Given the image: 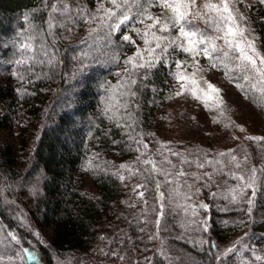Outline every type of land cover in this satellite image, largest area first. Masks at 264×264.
Wrapping results in <instances>:
<instances>
[{"label": "trees", "instance_id": "1", "mask_svg": "<svg viewBox=\"0 0 264 264\" xmlns=\"http://www.w3.org/2000/svg\"><path fill=\"white\" fill-rule=\"evenodd\" d=\"M96 1L65 0L70 8L64 14L70 17L66 26L83 24L88 15L86 9H79L88 4L94 7ZM55 2L49 0L45 7L44 0H0V36L11 40L4 54L10 61L0 65V71H10L8 79L0 77V132L20 127V149H29L21 168L18 149L0 143V217L4 216L3 204H9L35 228L51 231L47 242L35 249L20 233V242L6 236L2 242L7 241V245L0 246V264H59L55 255L77 256L87 264H114L118 260L116 248L127 245L129 253L138 248L141 256H146L148 242L140 220L135 215L126 218L127 212L121 214L117 207L127 190L125 171L130 177H143L139 170L141 164L147 165L144 176L155 195L157 184L160 186L155 169L161 149L157 118L172 92L173 68L165 61L151 69L147 79H143L144 69L131 73L137 84L130 86L124 77H116V59L111 58L125 50L123 33L140 25L138 21L121 25L111 34L107 28L64 41V27L48 28L50 5ZM239 10L253 25L264 50V11L244 3ZM21 41L32 43V58L25 54V48H19ZM18 57L30 61L11 62ZM129 88L137 95H129ZM17 113L26 116L24 125L13 120ZM144 158L152 163L143 162ZM191 160L204 164L199 151H192L186 161L192 164ZM219 170L215 167L211 172ZM208 171L206 164L198 189L201 196H210L214 205L216 198L209 191L214 180L206 181ZM89 182L96 192L86 190ZM253 207L264 208V199H258ZM217 209L211 208L210 222L220 240H226L231 230L242 231L239 226L222 225ZM247 223L249 241L264 244V216ZM25 247L35 253L34 259L28 258ZM244 253L245 260L232 256L227 264H264V248L258 258ZM149 257L136 258V264H170L157 253ZM191 264L213 263L209 253L203 252Z\"/></svg>", "mask_w": 264, "mask_h": 264}, {"label": "rangeland", "instance_id": "2", "mask_svg": "<svg viewBox=\"0 0 264 264\" xmlns=\"http://www.w3.org/2000/svg\"><path fill=\"white\" fill-rule=\"evenodd\" d=\"M104 3L105 7H110L107 0H104ZM243 3L247 6L254 5L256 10L264 11V4H260L258 0H241L237 4L239 9ZM99 4L100 0H97L94 7H90V4H88V6L80 8V11L86 9L88 16L85 22L82 21L83 24L78 22L76 25H72L71 28L66 26V22H69V16H61L59 13L53 14L56 16L53 23L59 22L64 27L61 30L63 36L65 34L64 41L67 39L76 40L79 34L84 35L94 28L97 31H91V34L109 28L107 25L99 27V16L103 15L102 12L97 11ZM150 11L153 15H160L164 12L159 6L153 7ZM93 15L97 17L96 20L90 19ZM262 18H264V13ZM70 22L72 21L70 20ZM248 22L242 23L250 25L251 22ZM108 23L113 22L109 21ZM145 23H151V21ZM139 24L143 27L140 25L135 28L130 27L129 30L126 29L123 33V36H131L135 43L126 41L125 50L118 54L117 58H111L116 59L115 74L120 80L123 77L125 81L128 80L129 75L124 70L126 68L131 69V65L126 64L125 61L128 57L134 55L137 47L144 48L143 40L134 31L136 28L144 29V24ZM251 27L254 30L253 34L256 36V48L264 55L258 33L253 25ZM217 43L221 42L218 41ZM10 44V38L0 36V65L10 61L4 56ZM18 44L19 48H23L22 45H31L32 43L21 41ZM32 48V45L30 48H25V54L30 53L28 55L30 58H32ZM28 57H18L11 62H28L30 61ZM198 60L200 66L205 69L202 73L203 80L221 90L219 96L222 98L223 103L220 108H206L204 103L194 99L187 92L183 95H176V92L181 90V84L185 82L178 81L173 76L174 82L172 83L169 101L157 118L159 123L156 134L160 138L158 146L161 149L158 151L155 169L158 173L157 178L160 186L159 188L156 186L157 193L155 195L153 186L144 176V172H147V165L141 164L139 171L143 174V177L140 175L136 178L130 177L125 171L126 175L124 174V177L127 180V190L125 197L117 207L118 212H121V214L127 212L126 218L135 215L140 220L146 235L145 239L148 242V245L146 244V256H141V251L138 248L133 249L134 253L131 254L127 251L128 245L123 249L118 247L116 248L118 250L116 253L118 260L114 264H136V258L143 257L149 260V256L155 253L163 256L170 264H191L198 260L203 252L209 253L213 264H227L229 262L228 258L232 256L238 261L245 260L246 255L244 252L246 251L254 258H258L261 248H264L263 243L255 241L251 243L249 241L250 228L247 223L249 219L264 216V208L256 210L253 207L258 199H264V141L247 139L249 136L264 137V109L258 107L250 99L254 90H249L248 82L239 78L241 73L238 69L234 70L233 79L230 81L225 76L223 68H213L208 58L201 55ZM176 61H187L188 63L184 67L188 73L194 70L191 67V56L179 50L173 52L169 49L166 62L168 66H172L173 73L177 71ZM140 70L135 72H140ZM9 72V70H1V79H8ZM196 79L200 80V76H197ZM237 83L244 84L245 90L237 88ZM199 87L208 92L207 86L203 82L200 83ZM196 90L199 93V89ZM213 95L215 94L208 92L209 97ZM256 95L259 98V94ZM208 102L212 104L211 99ZM13 118L19 126L27 122L24 114L19 115L17 113ZM19 128L14 126L1 131L0 143L18 149V159L22 168L27 162L29 149L27 151L20 149ZM229 150H233L232 155H235L237 160L241 162V167L237 168L235 162H230V156L220 155V153H227ZM192 151H199L203 156L204 165L208 164L209 175L206 177V181L214 180L211 184L213 187L209 190L211 196L213 194L216 198L214 205L211 204L210 196L206 198V195L204 197L200 195L198 188L202 183L203 175L201 174L202 168L197 166L199 161L197 164H193L192 160V164L183 162L189 159V156L191 157ZM172 153H179L180 155L174 156ZM246 153L248 159L245 161L244 156ZM169 160L172 164L168 163ZM145 161L147 160L144 158L143 162ZM208 161H211V163H208ZM172 165H176V167ZM215 167L221 170L212 173ZM253 168L256 169L254 187L257 195L253 198L254 204L249 205L247 201L252 197L253 189L244 188L243 186L249 182ZM124 169L131 170L130 166L124 167ZM179 170H183L186 175H176ZM233 173L237 177L243 176L244 179L234 178ZM138 185L141 187H137ZM86 190L96 192L90 182L87 184ZM140 193H143V196ZM161 193H163V196H161ZM201 205H207V207H201ZM215 206L218 207L219 213L217 215L222 219V225L231 224L233 228L239 226V228H243L242 231H239V229L238 231L237 229L236 231L231 230L232 234L226 240H220L212 230L210 222L211 208ZM249 208H251V211H248ZM1 212L4 213V216L0 217L1 247L7 245V241L2 242L3 238L7 239L6 236L15 237V241L20 240L22 237L19 239L17 233L23 235L24 242L34 249L47 242L51 231L35 228L27 221L23 213L15 209L14 206L3 204ZM1 219L5 223H2ZM26 233H28L27 238H25ZM229 249H232V251H229ZM24 250L29 259L34 257L35 253L31 252L28 247H25ZM10 252H12V249ZM54 258L59 264H87L85 259L77 256L55 255Z\"/></svg>", "mask_w": 264, "mask_h": 264}, {"label": "snow or ice", "instance_id": "3", "mask_svg": "<svg viewBox=\"0 0 264 264\" xmlns=\"http://www.w3.org/2000/svg\"><path fill=\"white\" fill-rule=\"evenodd\" d=\"M241 0H107L110 7H105L104 0H100L98 12L103 15L99 16L100 25L109 27V34L112 31H119L121 25L128 24L130 21H138L144 24V29H134L144 42V48L137 47V51L133 56L128 57L126 64L131 65V69L126 68L124 71L128 73L129 85H136L137 80L132 78L131 73L144 69L145 74L143 79H147V73L157 65L163 64L168 55L169 49L173 52L179 50L188 54L192 58L191 67L194 69L191 73L187 72L184 67L187 61H176L175 67L177 71L171 73L178 81H184L180 91L176 95H183L186 92L191 94L194 99L204 103L206 108H220L223 101L219 96L220 89L208 81L203 80L202 73L205 71L200 66L199 56L208 58L213 68H223L225 76L231 81L233 79L234 70H239L241 80L248 82V89L254 90L250 97L252 102L258 107L264 109V55L256 48V36L254 30L249 24L242 23L247 21V17L240 12L236 7ZM260 4H264V0H258ZM45 7L49 6V0H44ZM159 6L164 10L160 15H153L150 9ZM51 14L48 20V28L51 30L54 27L63 26L59 22L53 23L56 16L53 14L59 13L64 16L70 11L65 0H56L50 5ZM135 9V11H134ZM35 11V10H34ZM28 19V15L25 16ZM91 20H96L95 15L91 16ZM115 19V23L109 24V21ZM151 21V23H145ZM264 22V18H261ZM92 32L97 29H92ZM175 33V34H174ZM124 41L135 43L129 35L123 36ZM220 41L221 43H217ZM23 48H30V44L22 45ZM159 50V51H158ZM51 62V61H49ZM23 63V61H16ZM200 76V80L196 77ZM23 77H21L22 79ZM203 82L207 86L208 92L215 95L209 97L208 92L204 88H200V83ZM195 86V87H192ZM237 88L245 90V85L242 83L236 84ZM196 89H199V93ZM202 93V94H200ZM259 94V98L256 94ZM129 95L136 96L137 91H132L129 88ZM209 99L212 104H209ZM223 114V113H221ZM243 130V129H241ZM249 140L264 141V137L249 136ZM145 147H147L145 145ZM233 150L227 153H220L221 156H230V162H235L237 168L241 167V162L237 160L235 155H232ZM174 156H179V153H172ZM139 159V158H138ZM248 159L247 153L244 160ZM190 163L189 161H183ZM145 163H152L151 160ZM169 164L172 162L169 160ZM211 163V161H208ZM176 167V165H172ZM203 168L204 164L197 165ZM122 168L127 167L121 165ZM256 169H252V176L249 177V182L244 188H251L252 197L247 201L249 205L254 204V197L257 195L255 184ZM176 175H186L183 170L177 171ZM207 175V174H205ZM234 178L243 180V176ZM124 179V177H120ZM137 187H141L138 185ZM159 188V184H157ZM143 196V193H140ZM215 195V194H214ZM163 196V193H161ZM235 199V197H233ZM207 207V205H201ZM251 211V208L248 209ZM15 239V237H13ZM232 251V249H229ZM0 259H3L0 257ZM11 260V257H9Z\"/></svg>", "mask_w": 264, "mask_h": 264}]
</instances>
